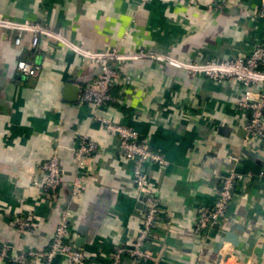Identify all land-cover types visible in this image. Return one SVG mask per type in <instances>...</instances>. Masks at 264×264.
Masks as SVG:
<instances>
[{
    "label": "crops",
    "instance_id": "1",
    "mask_svg": "<svg viewBox=\"0 0 264 264\" xmlns=\"http://www.w3.org/2000/svg\"><path fill=\"white\" fill-rule=\"evenodd\" d=\"M216 1L0 0V16L41 22L88 50L144 49L183 62L249 57L264 46V0H230L222 10L214 8ZM16 37L0 29V249L17 244L46 251L64 210L72 213L74 243L95 264H108L117 246L134 244L144 206L133 163L122 157L118 138L95 122L99 115L134 130L168 163L143 168L163 218L149 245L154 259L146 264H264V150L246 141L250 113L237 105L246 90L241 83L192 77L167 61L144 59L122 67L136 83L116 87L113 104L96 109L70 103L65 95L70 81H93L95 66L52 43L34 49L30 34L17 47ZM20 60L39 64V74H19ZM85 136L100 153L87 162L83 195L72 199L74 149ZM55 153L65 179L49 201L40 186V164ZM233 157L241 164L235 166ZM232 169L244 177L227 215L196 235L200 210L216 205L221 181ZM21 216L35 226L28 234L12 226ZM227 236L238 246L224 243L216 253ZM0 264L15 263L0 258ZM51 264L70 263L58 256Z\"/></svg>",
    "mask_w": 264,
    "mask_h": 264
},
{
    "label": "built area",
    "instance_id": "2",
    "mask_svg": "<svg viewBox=\"0 0 264 264\" xmlns=\"http://www.w3.org/2000/svg\"><path fill=\"white\" fill-rule=\"evenodd\" d=\"M147 2L148 0H143ZM230 0H217L215 9L227 7ZM264 17V3L261 9ZM0 29L6 32L14 31L17 34L15 44L21 47L23 35L30 34L31 46L38 49L42 42L52 43L60 47L69 48L77 52L83 59L95 66L98 76L88 84L81 86L78 103L89 104L96 109L109 106L113 102L112 92L122 84L136 83L135 77L125 74L122 67L144 59L151 61H167L171 65L185 70L192 77L203 76L215 82L233 80L241 83L245 88V95L237 105L250 113L245 127L246 141H257L264 150V46L258 47L249 57L232 60H210L205 63L183 62L144 49L122 51L119 46L102 51L88 50L70 42L60 31H54L38 21L13 22L0 16ZM41 66L36 62L20 60L17 71L26 77H36ZM95 122L106 129L120 141L122 157L133 163V179L140 194V202L144 206V222L139 236L132 246H117L110 255L108 264H122L124 258H130L131 264H146L152 262L154 254L149 248L154 239L159 224L163 221L161 200L152 189L143 168L147 164L167 166L165 158L152 150L147 141L126 126L117 125L110 120L96 115ZM100 153L98 145L88 137L80 138L74 149V163L77 172L71 181V198L78 199L83 195L87 182V162ZM234 165L241 164V158H232ZM43 171L42 184L46 200L53 201L56 193L64 183V171L60 157L55 153L50 159L40 164ZM244 175L237 169H232L221 181L218 200L213 207L200 210L196 235H202L207 228L223 219L231 206L234 192ZM72 213L64 210L56 229L55 236L46 251H37L33 248H24L20 245L7 244L0 249V258L15 264L38 260L41 264H51L58 256H65L70 264H95L92 258L82 249L74 251V241L71 230ZM16 233L28 234L35 229L28 218L15 217L12 224Z\"/></svg>",
    "mask_w": 264,
    "mask_h": 264
},
{
    "label": "water",
    "instance_id": "3",
    "mask_svg": "<svg viewBox=\"0 0 264 264\" xmlns=\"http://www.w3.org/2000/svg\"><path fill=\"white\" fill-rule=\"evenodd\" d=\"M75 83H77L76 80L70 81L65 87L66 100L70 103H76L78 101V97L81 91V85L75 84ZM224 243H232L233 245L238 246L237 241L235 242V240H232L230 236H227L225 238L219 239V244L216 249V253H219L221 251ZM81 248L82 247L79 246L77 242L74 243V248H73L74 251H77L78 249H81Z\"/></svg>",
    "mask_w": 264,
    "mask_h": 264
},
{
    "label": "trees",
    "instance_id": "4",
    "mask_svg": "<svg viewBox=\"0 0 264 264\" xmlns=\"http://www.w3.org/2000/svg\"><path fill=\"white\" fill-rule=\"evenodd\" d=\"M113 93V92H112ZM113 95H114V93H113ZM115 97V99H117V97H116V95L114 96ZM113 104V102H111L110 103V106ZM9 262V261H8Z\"/></svg>",
    "mask_w": 264,
    "mask_h": 264
}]
</instances>
